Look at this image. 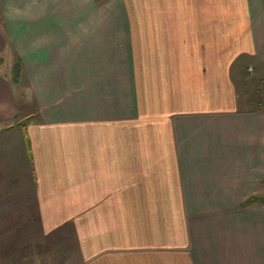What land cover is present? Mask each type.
<instances>
[{
    "label": "crops",
    "instance_id": "0c3cea01",
    "mask_svg": "<svg viewBox=\"0 0 264 264\" xmlns=\"http://www.w3.org/2000/svg\"><path fill=\"white\" fill-rule=\"evenodd\" d=\"M252 75L264 0H0V262L264 264Z\"/></svg>",
    "mask_w": 264,
    "mask_h": 264
},
{
    "label": "rangeland",
    "instance_id": "374dc122",
    "mask_svg": "<svg viewBox=\"0 0 264 264\" xmlns=\"http://www.w3.org/2000/svg\"><path fill=\"white\" fill-rule=\"evenodd\" d=\"M19 69V68H18ZM17 69V70H18ZM17 81H14L15 84L20 86V78H17ZM20 82V83H19ZM240 95L241 97L246 98V103H244L245 109H248L249 107H264V83L262 85L261 80L259 77H256L254 75L245 77L242 82H240ZM17 95H18V115H26L30 112V105H31V97L26 90L25 87L21 88L18 87L17 89ZM32 108V107H31ZM51 243V240L49 239L46 241V244L44 246V252L42 254L43 263L42 264H79L80 258L78 253L74 250L75 248L73 246L68 245H61L62 251L59 256V260H57L56 251ZM5 256H8V254L0 253V258H3ZM40 256V255H39ZM41 257H39V260H35L34 262L31 260H28L27 263L25 261H13V262H0V264H41ZM5 259V258H4Z\"/></svg>",
    "mask_w": 264,
    "mask_h": 264
}]
</instances>
